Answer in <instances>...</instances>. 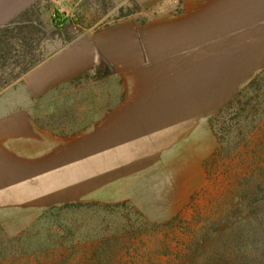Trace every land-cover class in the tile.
<instances>
[{
	"label": "crops",
	"instance_id": "0c3cea01",
	"mask_svg": "<svg viewBox=\"0 0 264 264\" xmlns=\"http://www.w3.org/2000/svg\"><path fill=\"white\" fill-rule=\"evenodd\" d=\"M150 3L122 0L102 11L122 17L62 35L13 94L0 93V208L108 197L262 70L264 0H179L173 10ZM100 5L0 0L2 46L16 41L5 31L36 28L47 12L87 15Z\"/></svg>",
	"mask_w": 264,
	"mask_h": 264
},
{
	"label": "rangeland",
	"instance_id": "374dc122",
	"mask_svg": "<svg viewBox=\"0 0 264 264\" xmlns=\"http://www.w3.org/2000/svg\"><path fill=\"white\" fill-rule=\"evenodd\" d=\"M121 1L97 0L103 7L87 15L47 12L34 18L38 27L7 32L16 41L5 43L13 51L0 62V93L13 94L31 65L21 52L45 59L62 35L122 17L102 14ZM178 3L150 6L173 10ZM143 5L134 0L136 9ZM54 19L64 28L55 29ZM240 93L228 110L174 136L148 170L120 178L104 199L0 208V264H209L243 227L242 205L254 198L250 216L264 210V66Z\"/></svg>",
	"mask_w": 264,
	"mask_h": 264
},
{
	"label": "trees",
	"instance_id": "16d2710c",
	"mask_svg": "<svg viewBox=\"0 0 264 264\" xmlns=\"http://www.w3.org/2000/svg\"><path fill=\"white\" fill-rule=\"evenodd\" d=\"M54 26L56 29L61 30L64 28L65 22L54 19ZM24 31H26L25 28L21 27L20 34H23ZM4 34L8 33L5 31ZM5 47L6 45L2 46V40H0V62L9 61L12 58L10 55L13 50L10 48L7 50ZM23 57L26 59V62L31 64L25 72L38 63L33 54H30L28 57L21 52V58ZM242 93L220 112L223 113L231 108L238 101ZM254 202L253 198L252 202L241 206L237 221L243 227L239 228L238 231L237 228L232 232L230 238L224 241V244L211 256L212 260L209 264H264V210L262 217H257L256 215L250 216V205L254 204Z\"/></svg>",
	"mask_w": 264,
	"mask_h": 264
},
{
	"label": "built area",
	"instance_id": "2783aa9c",
	"mask_svg": "<svg viewBox=\"0 0 264 264\" xmlns=\"http://www.w3.org/2000/svg\"><path fill=\"white\" fill-rule=\"evenodd\" d=\"M70 13L66 14V13H62V15H69Z\"/></svg>",
	"mask_w": 264,
	"mask_h": 264
}]
</instances>
